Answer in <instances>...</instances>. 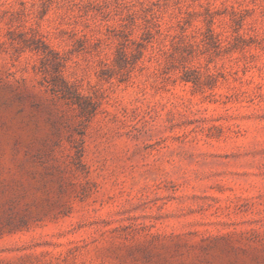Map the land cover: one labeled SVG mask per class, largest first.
Returning a JSON list of instances; mask_svg holds the SVG:
<instances>
[{
  "label": "rangeland",
  "instance_id": "374dc122",
  "mask_svg": "<svg viewBox=\"0 0 264 264\" xmlns=\"http://www.w3.org/2000/svg\"><path fill=\"white\" fill-rule=\"evenodd\" d=\"M0 264H264V0H0Z\"/></svg>",
  "mask_w": 264,
  "mask_h": 264
}]
</instances>
